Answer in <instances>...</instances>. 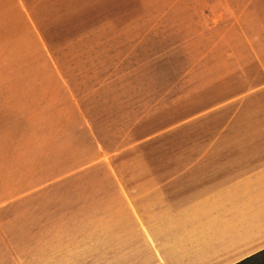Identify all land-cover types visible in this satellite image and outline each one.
Instances as JSON below:
<instances>
[{
    "label": "crops",
    "instance_id": "crops-1",
    "mask_svg": "<svg viewBox=\"0 0 264 264\" xmlns=\"http://www.w3.org/2000/svg\"><path fill=\"white\" fill-rule=\"evenodd\" d=\"M17 1L13 14L33 25ZM98 5L105 34L94 42L120 58L168 61L112 68L120 79L82 89L67 81L42 89L40 114L52 131L72 125L51 134L63 142L47 177L73 189L57 212L72 257L58 264H237L263 251L264 0ZM174 58L197 60L186 75H252L263 84L193 117L191 84L182 96L176 82L128 77L175 75ZM182 100L185 120L177 123ZM246 100L249 113H235ZM212 113L216 129L193 130Z\"/></svg>",
    "mask_w": 264,
    "mask_h": 264
},
{
    "label": "rangeland",
    "instance_id": "rangeland-1",
    "mask_svg": "<svg viewBox=\"0 0 264 264\" xmlns=\"http://www.w3.org/2000/svg\"><path fill=\"white\" fill-rule=\"evenodd\" d=\"M14 1L0 0V8L6 9L0 10V264H58L59 259L72 257L71 250H63L71 235L64 240L66 227L57 212L68 208L64 198L73 189L58 187L54 178L47 177L59 160L57 144L63 142L51 134H69L63 126L72 125L63 124L57 132L51 129V119H42V89L51 90L58 81L82 89L112 77L120 79L121 75L109 74L112 68L151 67L153 62L163 66L168 60L124 59L94 42L93 37L105 34L104 6L99 9V0L17 1L28 10L33 25L13 14ZM196 61L170 60L176 69L171 76L161 70L128 77L176 82L182 96L185 84H191L187 93L192 94L193 117L263 84L260 76L184 74ZM183 101L177 123L185 120ZM235 106V113H249L248 100ZM212 114L201 125L200 119L194 121L193 130L216 129L217 114ZM81 137L83 146V130Z\"/></svg>",
    "mask_w": 264,
    "mask_h": 264
},
{
    "label": "trees",
    "instance_id": "trees-1",
    "mask_svg": "<svg viewBox=\"0 0 264 264\" xmlns=\"http://www.w3.org/2000/svg\"><path fill=\"white\" fill-rule=\"evenodd\" d=\"M237 264H264V250Z\"/></svg>",
    "mask_w": 264,
    "mask_h": 264
}]
</instances>
